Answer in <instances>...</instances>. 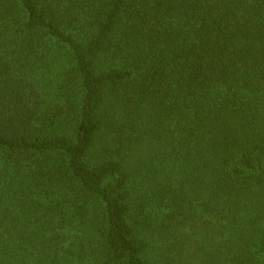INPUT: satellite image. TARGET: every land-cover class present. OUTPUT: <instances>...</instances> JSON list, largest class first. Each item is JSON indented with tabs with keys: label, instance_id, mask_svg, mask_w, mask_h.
<instances>
[{
	"label": "trees",
	"instance_id": "obj_1",
	"mask_svg": "<svg viewBox=\"0 0 264 264\" xmlns=\"http://www.w3.org/2000/svg\"><path fill=\"white\" fill-rule=\"evenodd\" d=\"M0 264H264V0H0Z\"/></svg>",
	"mask_w": 264,
	"mask_h": 264
}]
</instances>
